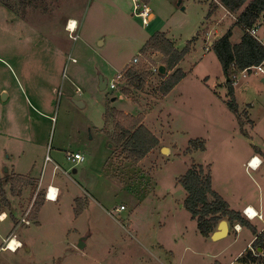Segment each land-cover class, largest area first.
I'll list each match as a JSON object with an SVG mask.
<instances>
[{"label":"rangeland","instance_id":"374dc122","mask_svg":"<svg viewBox=\"0 0 264 264\" xmlns=\"http://www.w3.org/2000/svg\"><path fill=\"white\" fill-rule=\"evenodd\" d=\"M9 2L13 11L0 2V172L18 165V172L38 184L17 198L4 185L12 204L5 211L18 223H0V233L14 231L23 247L1 251L0 264H237L253 234L204 239L184 207L187 194L179 184L193 165L201 166L232 210L243 200L264 208V75L252 71L235 78L236 116L223 103L226 77L210 49L236 16L218 0H153L155 19L144 28L133 15L132 0ZM212 5L217 10L207 19ZM70 18L78 22L73 33ZM259 25L264 42V21ZM158 33L180 51L191 44L177 67L186 77L167 97L153 72L164 66V56L143 54L136 66L132 61ZM242 35L233 28L232 43ZM131 66L153 72L142 90L125 81L114 91L100 89L101 76L110 84ZM127 88L130 96L122 94ZM109 107L142 116L158 139L140 163L129 161L103 132L110 128ZM254 149L261 168L246 170L245 157ZM77 152L84 163L68 161L67 154ZM56 166L58 199L45 202L34 222L36 199L44 195L46 201ZM76 209H83L79 218ZM249 221L262 231L259 219ZM82 239L85 248L79 249Z\"/></svg>","mask_w":264,"mask_h":264},{"label":"trees","instance_id":"16d2710c","mask_svg":"<svg viewBox=\"0 0 264 264\" xmlns=\"http://www.w3.org/2000/svg\"><path fill=\"white\" fill-rule=\"evenodd\" d=\"M0 2L13 11L15 8L9 0ZM218 2L230 13L236 16L235 24L211 46L219 62L222 65L226 77L227 98L225 105L236 116L239 115V106L235 97V78L245 71L252 73L255 67H264V44L250 34V31L259 27L264 21V0H218ZM216 5L209 9L207 19L215 14ZM238 27L243 35L238 44L232 43L233 28ZM191 45V44H190ZM187 45L182 51L178 50L175 44L165 33H158L152 36L144 45L140 54L159 52L164 56V74H158L162 80L159 92L162 97H167L186 77L177 68L190 52L191 46ZM136 66V65H135ZM131 66L125 68L123 81L133 90H142L147 80L152 77L153 72L145 66ZM173 72L172 74H170ZM124 96H130L131 92L122 90ZM143 117L125 115L114 108H108L105 114V128L103 132L109 136L115 147L121 150L126 158L135 163H140L158 146V139L144 126ZM109 134V135H108ZM193 144V142H191ZM196 143V141H195ZM196 146L195 144H193ZM203 149V145L201 144ZM38 182L24 176L6 177L0 180V202L1 209L11 208L4 185H10V194L13 197L21 195L25 187L37 186ZM179 184L187 196L184 207L190 213L191 218L196 221L198 232L204 239H210L216 232L221 221L227 219L230 226L240 225L248 229L255 241L252 244L253 250H247L238 260V264H264V229L258 232L243 213L234 211L230 205L213 189V178L211 173L206 172L203 167L193 165L188 172L179 180ZM80 203V200H76ZM45 203L44 195H39L33 207L32 220L37 221ZM83 209L75 210V217L79 218Z\"/></svg>","mask_w":264,"mask_h":264},{"label":"built area","instance_id":"2783aa9c","mask_svg":"<svg viewBox=\"0 0 264 264\" xmlns=\"http://www.w3.org/2000/svg\"><path fill=\"white\" fill-rule=\"evenodd\" d=\"M151 1L153 0H132L134 8H133V15L138 18L141 23L142 26L144 28H148L150 27V25L152 24L153 20L155 19V14L151 8ZM259 32H260V28H254L250 31V34L252 36H254L257 40H259L261 43H263V40L259 38ZM71 33H73L71 31ZM142 57L141 54H139L138 56L133 58V63L136 65L139 63L140 58ZM255 71L257 74H262L264 75V67L260 66V67H255L251 69V72ZM154 73H159V68H155L153 70ZM247 73L248 71L243 72V76L247 78ZM123 72L119 73L116 77V80H114L113 82H111L110 84H108V87L111 90H116L118 87V84L122 82L123 80ZM49 160V158H47ZM67 159L68 161L74 163V164H82L85 162V157L81 154V153H68L67 154ZM256 157L252 158L251 161L248 163V169H253V163L255 162ZM261 165V161L259 160L258 162V166ZM51 189L52 187H48L47 192H46V199L50 200V201H55V199H58L59 196V189L56 188L57 193L55 194V197H51ZM119 210H125L124 206H121ZM252 210L254 211V214H252ZM243 214L245 215V217H247L249 220H255V219H262V216L256 212L253 208L251 207H247L244 209ZM22 223H25L27 225H29L30 223L26 220L23 219ZM235 231L237 232H241V228L236 225L234 226ZM15 242L16 246L14 248H11L10 245ZM23 247L22 242L17 241L16 236L11 237L10 239L7 240V242H5V246H4V250H8L11 251L13 253H16L19 249H21Z\"/></svg>","mask_w":264,"mask_h":264},{"label":"crops","instance_id":"0c3cea01","mask_svg":"<svg viewBox=\"0 0 264 264\" xmlns=\"http://www.w3.org/2000/svg\"><path fill=\"white\" fill-rule=\"evenodd\" d=\"M228 13V12H227ZM76 21L74 18H70V19H68V21ZM219 34V33H218ZM212 44H213V42L210 44V46H212ZM263 44H264V42H263ZM179 67V66H178ZM263 79H264V77H263ZM262 79V80H263ZM183 82V81H182ZM181 84V83H180ZM177 88V87H176ZM175 88V89H176ZM174 89V90H175ZM173 92V91H172ZM171 94V93H170ZM5 96V95H4ZM169 96V95H168ZM126 98V97H125ZM7 99V97H5V100ZM4 100V101H5ZM224 103V102H223ZM225 104V103H224ZM117 110V109H116ZM240 110V109H239ZM119 112H121V111H119ZM123 113V112H122ZM125 113V112H124ZM125 115H130V114H125ZM132 116V115H131ZM152 133V132H151ZM14 135V134H13ZM15 136V135H14ZM253 146V145H252ZM163 150V149H162ZM77 153H79V152H77ZM259 151H256L255 149L254 150H250L249 151V153H247V156L245 157L246 159V163L244 164L245 165V168H246V170L248 169L247 168V164H248V162H250V160L253 158V157H255L256 156V158H259L258 156H260L259 155ZM261 168V167H260ZM259 168V169H260ZM56 169H59L57 166L53 169V174H52V176L49 178V180L47 181V186L45 187V190H46V188H48V187H54L55 186V181H53V178L55 177V172H56ZM259 169H255V170H259ZM249 170H254V169H249ZM254 170V171H255ZM76 172V171H75ZM12 173H14L16 176L18 175V176H24V177H28V178H30V175L29 174H23V173H20V172H18V165L17 166H13V169H12V171L10 172L9 170L4 174V173H2V172H0V180H3V179H5L8 175H11ZM31 179H34V180H36V178H33V177H31ZM213 183H214V179H213ZM39 184L40 185H38L41 189H42V187H44L41 183H40V181H39ZM7 186H9V191H10V185H7ZM58 186V185H57ZM55 188V187H54ZM5 189V191L7 192V189L6 188H4ZM58 189H59V187H58ZM217 192V191H216ZM219 195H221L219 192H217ZM222 196V195H221ZM13 198V197H12ZM15 198H17V197H15ZM224 198V197H223ZM224 200L230 205V203H229V201H227L225 198H224ZM10 201V200H9ZM47 201L48 202H54V201H50V200H47L46 199V203H47ZM11 203V202H10ZM12 205V204H11ZM230 207H231V205H230ZM247 207H251V208H253L256 212H258L261 216H262V219H259V221H261V224L259 223H257L256 225H262L263 226V228H262V231H263V229H264V208L261 206V204L259 203V204H257L256 203V201H253V200H243V201H241V202H239L238 204H237V206L235 207V209H234V211H237V212H240V213H243V211H244V209L245 208H247ZM40 214H42V210H41V212H40ZM3 216H5L4 218H2ZM41 216V215H40ZM7 220H11L12 222L14 221V224H16V223H18V218H14V216H10L8 213H7V211H5V210H1L0 209V223H4V222H6ZM2 221V222H1ZM40 221V220H39ZM227 222H228V220H226ZM21 222V221H20ZM20 222H19V226H20ZM229 223V222H228ZM18 226V227H19ZM240 228H241V232L239 233V232H237V231H235V229H234V227H233V229H232V227L230 226V224H229V227H230V232H229V235L227 236V237H229L230 235H231V233L232 234H234L235 236H239V234H241V233H243V232H250L248 229H246V228H243L242 226H240V225H238ZM14 228V227H13ZM217 231V230H216ZM262 231H260V232H262ZM233 232H235V233H233ZM0 235H1V237H2V239H3V244L2 245H0V252L2 251H5L3 248H4V246H5V242H7V240L8 239H10L11 237H13V236H16V239H17V241H20V242H22L18 237H17V235L14 233V231L10 234V233H0ZM226 237V238H227ZM225 239V238H224ZM85 240V239H84ZM208 240H211V241H213V242H216V241H214V240H212V237L210 238V239H208ZM223 240V239H222ZM255 240V237L253 236V238L250 240V242L248 243V245H247V249L246 250H244L234 261H236V263L238 264V262H237V260L240 258V256L241 255H243L248 249L249 250H253V248H252V244H253V241ZM218 241H220V240H218ZM23 244V243H22ZM217 264H223V263H220V262H217ZM224 264H226V263H224ZM229 264H235L234 262H230Z\"/></svg>","mask_w":264,"mask_h":264},{"label":"water","instance_id":"95a60500","mask_svg":"<svg viewBox=\"0 0 264 264\" xmlns=\"http://www.w3.org/2000/svg\"><path fill=\"white\" fill-rule=\"evenodd\" d=\"M178 6H181V2H179ZM182 10L184 11L185 8H182ZM159 73L160 74H164L165 73V67L161 66L159 68ZM262 83L264 84V79L262 80ZM101 90H106L108 87V80L106 78H104L103 76L100 77V85H99ZM77 105H79L80 107H83V104L80 102H76ZM167 149H163V152H166ZM230 232V227H229V223L225 220L221 221L217 231L212 235V240L214 241H218V240H222L224 238H226L229 235ZM78 248L79 249H84L85 248V243L84 240H80L79 244H78Z\"/></svg>","mask_w":264,"mask_h":264},{"label":"bare ground","instance_id":"6f19581e","mask_svg":"<svg viewBox=\"0 0 264 264\" xmlns=\"http://www.w3.org/2000/svg\"><path fill=\"white\" fill-rule=\"evenodd\" d=\"M78 23V22H77ZM77 23L75 22V21H71L70 22V24H69V27H68V30L69 31H72V32H74L75 30H76V27H77ZM166 151H168V150H166ZM258 162H259V158H256V160H255V162L253 163V169L255 170V169H259L260 168V166H258ZM262 165V164H261ZM57 193V190H56V188H54V187H52V189H51V197H55V194ZM55 201H57V199H55ZM252 214H254V211L252 210ZM5 216H3L2 218H4ZM16 246V243L15 242H13L11 245H10V247L11 248H14Z\"/></svg>","mask_w":264,"mask_h":264}]
</instances>
